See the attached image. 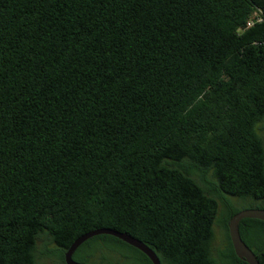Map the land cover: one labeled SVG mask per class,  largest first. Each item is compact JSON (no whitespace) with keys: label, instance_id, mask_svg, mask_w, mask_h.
Here are the masks:
<instances>
[{"label":"trees","instance_id":"1","mask_svg":"<svg viewBox=\"0 0 264 264\" xmlns=\"http://www.w3.org/2000/svg\"><path fill=\"white\" fill-rule=\"evenodd\" d=\"M263 120L264 0H0V264H247Z\"/></svg>","mask_w":264,"mask_h":264},{"label":"water","instance_id":"2","mask_svg":"<svg viewBox=\"0 0 264 264\" xmlns=\"http://www.w3.org/2000/svg\"><path fill=\"white\" fill-rule=\"evenodd\" d=\"M256 218L259 220H264V208H244L241 209L234 214L231 215V217L227 221V232L229 236V240L233 249L234 254L245 261L247 264H259L257 261L254 253L252 250L242 241L239 231H238V222L241 218ZM99 234H108L111 236H114L127 244L137 248L142 253L146 255V257L150 260L152 264H160L158 258L156 257L155 253L147 247L144 243H142L137 238L127 234L123 233L114 229L110 228H96L92 229L90 231H87L78 237H76L68 246V248L65 250L63 254V259L65 264H88L84 262H79L76 260H73L71 255L73 251L76 249V247L85 241L86 239L99 235Z\"/></svg>","mask_w":264,"mask_h":264},{"label":"rangeland","instance_id":"3","mask_svg":"<svg viewBox=\"0 0 264 264\" xmlns=\"http://www.w3.org/2000/svg\"><path fill=\"white\" fill-rule=\"evenodd\" d=\"M263 124H264V120L261 123H259V126H260L259 133H260V135L262 137V140H263V143H264V130L261 128V126ZM230 200L232 202H235L236 201V198L235 197H230ZM244 203H245L244 201H241L239 203V206L243 205ZM220 213H221V203L218 202V210H217V216L218 217H219ZM220 236H221V228H220V226H219V224L217 222V223H215L213 225V238L216 237V238L219 239ZM36 243H37V248H39L41 246V240L38 239ZM86 263H88V264H103L102 261H101V253H100V251H97L96 253H94V255L92 257H90L87 260ZM38 264H47V261H44V260H41L40 261L39 260V263Z\"/></svg>","mask_w":264,"mask_h":264},{"label":"flooded vegetation","instance_id":"4","mask_svg":"<svg viewBox=\"0 0 264 264\" xmlns=\"http://www.w3.org/2000/svg\"><path fill=\"white\" fill-rule=\"evenodd\" d=\"M214 248H221V246L223 245V240L221 239V236L220 238H212V244Z\"/></svg>","mask_w":264,"mask_h":264},{"label":"built area","instance_id":"5","mask_svg":"<svg viewBox=\"0 0 264 264\" xmlns=\"http://www.w3.org/2000/svg\"><path fill=\"white\" fill-rule=\"evenodd\" d=\"M250 23H251L250 21H247V23H246V24L248 25V24H250Z\"/></svg>","mask_w":264,"mask_h":264}]
</instances>
